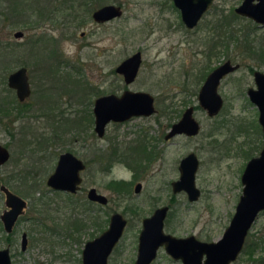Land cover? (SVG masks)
Returning <instances> with one entry per match:
<instances>
[{"label":"rangeland","instance_id":"1","mask_svg":"<svg viewBox=\"0 0 264 264\" xmlns=\"http://www.w3.org/2000/svg\"><path fill=\"white\" fill-rule=\"evenodd\" d=\"M26 1L0 0V72L2 71L0 74L6 77L0 78V96L16 97L15 91L7 86V76L21 66L26 67V64L34 72L36 83L34 90L37 91L31 95L26 112L20 119L13 123L10 121L7 129L0 123V143L7 146L10 152L9 161L0 166V185L6 180V186L28 203L24 216L16 224L9 239L0 228V249L10 248L12 264H81L80 251L85 242L100 234L108 226L105 219L115 211L124 215L128 225L117 252L113 253L109 264H130L134 258L133 241L139 230V218L151 211L150 202L156 193L161 194L162 203H167L171 190H168L167 196H164L165 190H157L168 178L171 179L177 174L167 175L168 178L163 175L156 176L149 182L150 185L144 183L138 195L133 192L132 185V192L127 198L114 199L104 208L90 205L86 198V190L91 185L101 193L111 195L105 185L108 175L100 172L96 163L91 164L84 172L83 191L73 198L65 193L50 190L46 184L44 185L56 160V155L53 158L46 153L47 147L43 146L46 140L51 142L48 147L55 153L56 150L70 148L71 145L65 144L70 143L64 140H70L71 136L82 137V139L78 138V143L72 145V149L80 158L90 162L91 155L88 154L86 144L91 137L89 122L85 120V109L93 97L88 98L89 100L88 96L83 99L80 95L82 92L80 87L87 90L88 83L99 84V92L95 97L108 92L121 93L124 87L123 81L116 75L108 76L106 72L139 48L142 49L143 67L136 82L129 87L149 90L159 97H166L159 105L164 110L171 106L178 112L177 110H182L188 103H196V96L190 95L189 90L191 92L198 90L202 83L199 73L205 66H213L227 58L243 66L240 71L221 83L219 91L224 97V106L218 116L210 119L205 112L197 111V119L202 125L199 137L190 140L177 139L167 155L172 165L173 159L182 156L185 152L197 151L201 163L196 174V184L201 190V197L196 202H188L186 196L176 195L172 204L173 216L166 225V231L181 236L192 233L207 241L219 239L229 224L241 194V174L244 165L249 158L258 155L262 146L258 109L250 102L246 90L247 86H254L248 66L254 70L264 71V26L259 27L249 19L238 18L233 26L238 30L237 38L227 40V30L225 31L226 28L224 29L222 24V28L218 30L222 29L224 42L219 57L207 63L201 52L205 49L202 39L206 37L204 25L211 20L212 13L201 20L197 29L188 34L189 41L183 43L181 42L184 37L183 30L171 32L164 38L161 37L164 33L156 30L154 35H149L147 38V31L139 28L141 21L137 18L138 15L145 14V10L141 11L140 6L132 5L135 0H127L131 4L126 9L125 17L120 20L99 26L92 23L91 18L84 13L78 15L72 25V21L69 22L70 18L65 24V13H62L56 16L59 23L63 22L57 28L48 21L40 24L38 11L31 13L34 23L30 28L26 23ZM240 2L241 0H217L212 9L215 11L216 8H222L227 12ZM81 19H84L83 23L79 24ZM18 30L23 32L21 37L14 36V32ZM82 32L86 34L84 37L81 36ZM42 33L56 38L62 37L57 48L65 60L60 69L63 77L59 75L58 68H52V64L46 59L44 61L48 70L46 74L49 75L51 71V78L44 74L38 76L37 61L28 58V40ZM244 34L247 35L245 39ZM30 46L39 59L46 57L40 44ZM72 65L79 67L77 70L75 67L71 69ZM65 72H73L74 80L68 90L62 92L66 85L57 80L60 78L64 82L67 81ZM39 86L54 88L57 91L43 90L40 94ZM19 102H26V99ZM67 116L78 117L76 125L60 124L63 117ZM157 120L162 126L160 130H164L169 119L157 114L148 118H135L125 126L117 127L118 134L124 135L125 132L140 130L143 127L155 129ZM255 123L259 126L258 130ZM218 124L221 126L215 132L218 145H209V132ZM60 139L63 142L58 143L57 140ZM94 141L102 146L107 144L106 141L96 138ZM201 145L205 146V149H202ZM113 173L118 178L130 176L122 165H118ZM34 202L40 203L39 207L45 208L44 217L49 216L47 219L50 224L52 219L65 224V221L77 218L81 224H84L82 232L68 237L64 234L65 230L59 229L62 231L59 233L45 231L42 223L30 219ZM5 208V195L0 190V214ZM135 208L138 213L140 212L139 215ZM34 215L36 216V212ZM262 230H264V212L259 215L250 233L258 236ZM22 232L27 233L29 240L28 247L24 251L20 247ZM73 238H78L79 241L75 242ZM255 257L256 254L249 256L241 253L233 264H254ZM157 264L171 263L162 256Z\"/></svg>","mask_w":264,"mask_h":264},{"label":"flooded vegetation","instance_id":"2","mask_svg":"<svg viewBox=\"0 0 264 264\" xmlns=\"http://www.w3.org/2000/svg\"><path fill=\"white\" fill-rule=\"evenodd\" d=\"M216 1L217 0H212V2L208 5V7L201 14L197 23L192 28L188 27L186 25V23L184 22V20L182 18L181 10L176 5L175 0H135L134 2H132L133 3L132 5L140 6L141 11L145 10V14H143L141 16L138 15L137 18L141 21L139 23L140 24L139 28L141 30L147 31V38L149 35H151V36L154 35L156 30L164 33L161 36L162 38H164L165 36L166 37L169 36V34H171V32H174V31L179 32L180 30H183V34H184L183 36L184 37H182L183 40L181 41L183 43L185 41L186 42L189 41L188 34L193 32L195 29H197V26L199 25L201 20L204 17H206L207 15L212 13L211 14V17H212L211 20L207 21L204 25L206 37L202 39V41H203L202 45L205 46V49L201 50V52H203L204 58L206 59V62L211 63L213 59H217L219 57V52L221 51V47H222V44L224 42L222 29L220 31L218 30V29L222 28V24H223L222 21H223L224 16H228V18H229L232 16V15H230L232 13L234 15H237L238 18L249 19L254 24H256V26H259V27L264 26V23L256 22L253 19L248 18L246 16H242L235 11L236 7L239 6L243 0H241V2L236 7L230 8L227 12H225V10H223L222 8H220V9L216 8L215 11H213L212 8L214 7ZM257 2H258V0H253V3H257ZM129 4H131V2H129L127 0H27L26 1V23L29 25L30 28H32L31 25H32V23H34V21L31 18V15H32L31 13L38 11L39 15H40L39 16L40 24L42 22L48 21L51 23V24L50 23L49 24L52 25L54 28L59 27L63 23V22L59 23V20L56 17L57 14H62V13H65V16H64L65 17L64 18L65 24L67 23L66 20H68L70 18L71 20L69 22L72 21V25H73V23L76 21L75 19L78 18L77 17L78 15L86 13L87 16H89L91 18L92 23L101 26V25H105L107 23H110L114 20H120L123 17H125V12H126V9H127ZM107 6H114V7L118 8V14H116L112 17H108V18L102 17V19H99L100 17H96V13H98L101 9H103ZM175 15H176V20H175ZM238 18H235L234 21L237 20ZM53 19H54V21H53ZM230 19L233 20L232 18H230ZM83 20L81 19L79 24H82ZM231 25L234 26L233 21L231 22ZM85 35H86L85 32L81 33V36L84 37ZM61 38L52 37L46 33H42V35L28 40V43H27V50H28V55H29L28 58H29V60L35 59L34 61L35 62L37 61L36 62V64H37L36 65L37 66L36 73L38 74V76H40V74H42V75L44 74L46 77L48 76L51 78V75H50L51 71L49 72V75L46 74L48 72V70L45 66L46 64L44 63L45 59L47 60V62L52 64V68H56V67L58 68V72H59L60 76H62V77L64 76L61 73L62 71L60 69L63 66L65 60L62 58V54L57 48L58 43H59V39H61ZM178 42L179 41H177V43ZM31 44H33V46L40 44L46 57L39 59L38 55H36V53L34 52V49L31 48V46H30ZM87 45H89V44H87ZM137 52L140 54L139 55L140 63H139L136 75L134 76V78L130 82H126L125 75L123 73L117 72L116 69L121 65V63H123L124 61L129 59L131 56H133ZM30 57H31V59H30ZM226 62H229L230 65H232V66H237V68L233 71H230V72L224 74L221 77V79L219 80L216 92L221 96V98L223 100V104H222V107L220 108V110L217 114L210 116L208 114V112L206 111V109H204L200 105L199 93H200V90H201L202 86L204 85L206 79L208 78V76L217 67H219L220 65H222ZM143 63H144V61H143V56H142V49L139 48L135 52L131 53L130 55H128V56L124 57L122 60H120V62L115 67L108 69V71L106 72L108 76H110L111 74L116 75L117 78H120L124 83V87L121 89V93H119V94H116L114 92H108V93H104L100 96L98 95L97 97H95L99 92V88H100L98 86L99 84L96 85V84L88 83L87 84V88H88L87 90L80 87V91H82L81 92L82 94L80 93V95L82 96L83 99H85V97H87V96H88L87 99L88 98L90 99V97H93V100H90V102H88L89 104L86 105V109H85V112H86L85 120L86 121L88 120L87 122H89V125H88V128H90L89 136L91 137V140H89L86 144V147L88 149V154L91 155L90 162H87V161L83 160L82 158H80L79 154L72 149V145L74 143H78V141H79L78 138L82 139V137L71 136L70 140H67V141L64 140L65 142L70 143V144L65 143L66 145H71L70 148L66 147V148H63L62 150H56L55 153L51 149H49V147H48L51 145L50 144L51 142L49 140H46V142L43 145L45 148L47 147V151L46 150L45 151L49 156L50 155L53 156V158H54V155H56V160L54 162L53 170L48 174L44 185L46 184V186L50 190L65 193L67 196H70L73 198V196H76L78 193L83 191L84 172L88 169V167L91 164L96 163L99 166V171L103 172L105 175H108V181L105 185H106V189H108L110 191L111 195L107 196V195L101 193L95 186L91 185L86 190V198H87L88 202L90 203V205L104 208L110 203V201H114V199L121 200L123 198L124 199L127 198L130 195V193L132 192L131 191L132 185H133V192L136 195H138L141 192V190L143 189L144 183L150 185L149 182L151 180H153V178H155L156 176L161 177L163 175V177L168 178L169 176H167V175L177 174L175 177H172L171 179L168 178L166 180V182L164 183V185L162 187H159L157 190V191H159L160 189L165 190L166 195H164V196H167L168 190H171L167 203H162L161 202V200H162L161 194L159 195L156 193L154 195V197L151 199L152 202H150L151 203V211H148L147 213L143 214L139 218L140 219L139 230L136 232L135 240L133 241L134 248H135L134 249L135 250L134 251V258L132 259L130 264L136 263L138 256L140 254V249L142 251V256L150 255L154 250V252L152 253V257L149 259L148 264H157L158 259L162 256L165 259H167L168 261H170L171 264H173V263L185 264L182 257L181 256L178 257L177 255H180V254L185 255L186 253L189 254V251L191 248L190 245L194 244L189 240L190 238H193L194 240H196L198 242H203V243L215 242L218 239L207 241V240L201 239L200 237H198L192 233L181 236V235L175 234L174 232L172 233V232L166 231V225L168 224V222L171 221V218L173 216V212H172V206L173 205L172 204L175 200L174 197L176 195L181 194L183 196H186V200L188 202H196L201 197V190L196 184V174L198 172V169H199L200 163H201V160L199 159V155L197 154V151L192 150V151L185 152L182 156H178L176 159H173L172 165H170V160H169V157H167V155H168V152L172 149V146L176 143L177 139L190 140V139H194V138L199 137V135L202 131V125H201V122L197 119V116H196L197 111L201 110V111L205 112L207 117L210 119H213V118L218 116V114L221 112V110L224 106V97L221 95V93L219 91V87L221 86V83L225 79H228L229 76H232L236 72L240 71L243 66L240 63L234 62L229 58L225 59L224 61L222 60V61L218 62V64L216 63L213 66H205L203 68V70H201L199 73V76H200L199 78H200V80H202V83L200 84L198 90L196 92H195V90L192 92H191V90H189L190 95L196 96V103L195 104H193L192 102L188 103L182 110H177L178 112H176V110H173L171 108V106L166 107L165 110L163 108L159 107L160 102L162 103V100L166 99V97H162V96L159 97L149 90H143L140 88L131 89V87H129L130 85L134 84L136 82V80L138 79L140 71L143 67ZM76 66L72 65L70 67H71V69L72 68L74 69V67H75L77 70V68L79 66L78 65H76ZM248 67H249L248 72L253 77L254 86L253 87L247 86V90H246L247 96H248V91L250 89H252V90L258 89V85L256 84V81H255V73L256 72L264 73V71L254 70L252 67H250V66H248ZM33 73L34 72H32L31 67H29L26 64V76H27L28 87H29V93L26 96L27 107H28L29 99H30L31 95H33L37 92L36 90H34V85L36 83L34 80ZM65 73H66L65 75L67 76V81L64 82V81L60 80V78H58V80H57L59 82H63L62 84L66 85L65 88L63 90H61L62 92L67 91L69 86H70V83H73L72 80H74L73 76H72L73 72L72 73L71 72H65ZM70 78H71V81H70ZM54 80H56V78H54ZM105 80L106 79H104V81ZM62 87H64V86H62ZM52 89H54V88L39 86L38 92L41 94V91H43V90L44 91H50ZM53 91H57V90L54 89ZM77 91H79V90H77ZM126 91L143 92V93L149 94L152 97V106L154 108V111L148 115H132L129 118L124 119L122 121L109 120L104 125L103 133H102V135H100L98 133V131L96 130V117H95V112H94L96 100L102 96H107V95H111V94L116 95V96H121ZM52 94H54V93H52ZM81 96H78V97H81ZM56 97H57V95H56ZM248 98H249V96H248ZM188 108H192V117L195 119V121L198 123V126H199L198 132L194 135H188L184 132H180V133L179 132H175V133L173 132V134H170L171 131L173 130V126L181 120L185 111ZM77 113H78V111L76 112V114ZM157 114H159L160 116H166L169 119L168 125L164 130H160L162 128V126L159 123V121L157 120L156 121L157 127H155V129L152 127L141 128V126H140V128H141L140 130L135 129L132 132H125L124 131L125 132L124 135L118 134L119 130L117 129V127H123L128 122L132 121L135 118H143V117L148 118V117L156 116ZM62 115H63V113H62ZM175 116H177V117H175ZM60 119H62V118H60ZM77 121H78V117L69 118L67 116L66 118L63 117V120H61L60 124L64 123L65 125L71 126V125H76L75 123ZM67 122H69V123L67 124ZM220 127L221 126L219 124L216 125L215 127H212V130H211V132H209V135H208L210 137L209 145H212V144L216 145V146L218 145V141L215 140L216 139L215 132L217 129H220ZM126 128L129 129V127H126ZM138 128H139V126H138ZM110 133H113V134L110 135ZM141 133H143V134H141ZM94 138L99 139L101 141H106L107 144L102 146V144L96 143L94 141ZM57 141H58V143L63 142V140L61 141V139L57 140ZM201 146H203V145H201ZM262 146H263V136H262ZM262 146H261V149H262ZM5 147H7V146H5ZM82 147L84 148L85 145L83 144ZM202 149H205V146H203ZM260 150H259V152H260ZM191 153H193L198 160V167H197V170L195 172L194 182H195V186L200 191L198 198L196 200H193V201L189 200L188 194L184 189L174 190V183L179 181L180 176H181V172H180L181 161H182V159H184L186 156H188ZM9 154H10V152H9ZM64 154H70V156L72 158H75V159L81 161V164L83 165L82 169L77 170L78 175L80 177V183L78 184V189L75 192L53 189L52 187H50L47 184L49 176L55 171L56 167L59 165V162L61 160V156ZM252 157H254V156H252ZM9 159H10V156H9ZM9 159H8V161H9ZM246 163H245V165H246ZM63 165L66 169H70L71 171L75 167L76 168L78 167L77 164H73L69 160H65ZM118 165H122L124 167V169L129 173L130 176L128 178H118L114 175L113 171ZM245 165H244V168H245ZM0 166H2V165H0ZM166 166H167V169H165ZM244 168H243V170H244ZM243 170H242V172H243ZM5 183H7L6 180H4V182H2V184L0 185L1 191H2V189H1L2 186L6 187L10 190V188L8 186H6ZM91 190H94V193L91 194L92 196H94V197L96 195L101 196V197H103V199L105 201L102 202V201L90 198L89 194H90ZM27 204L28 203L26 201V207L24 209V212L18 216V219L16 220L11 232L5 231L3 222L1 221V218H0V228H2L3 231L6 233L7 239H9L11 237V235L15 229L16 224L24 216L25 210L28 207ZM75 204H76V202H75ZM5 207L6 208L2 211V213L5 210H8V207L6 205H5ZM162 208L165 209L164 210V217L162 219L163 236L162 237L158 236L159 235L158 233L155 236L154 231H149L148 235H149V237L152 236V238L150 240L144 239V237H143V232H144V228H145L144 227V220L153 217L155 212L159 209H162ZM136 211H137V209H136ZM114 213L121 214L123 216V218L126 220V224H125V227L122 231L121 236L119 237L118 241L116 242V244L112 248L111 252L109 253V255L107 257L106 264H109V261L111 259V256L113 255V253H115V251L117 252V247L119 246V242L123 239L124 234H125V229L128 225V220L124 217V215L122 213L115 211V212H112L111 215ZM139 213L137 211V215H139ZM1 214H0V216H1ZM111 215L105 219V221L108 222V226H109V221H110ZM26 218H28V217L26 216ZM30 219L32 220L31 217H30ZM74 219H77V218H74ZM55 222H57V221H55ZM65 222H68V221H65ZM57 223H58V229L63 230V226L65 224H62L59 222H57ZM80 225H81V229L79 232H82L84 224L80 223ZM108 226L104 230H102V232L105 231L108 228ZM60 232H62V231H60ZM223 233H224V231H223ZM223 233H222V235H223ZM23 234H26V240H27L24 249L22 248V235ZM100 234L93 237L92 239L87 240L86 242L94 240ZM167 236H168V238L170 237L173 240L168 241V240L164 239ZM28 242H29V240H28L27 233L22 232L21 242H20V247H21L22 251L27 249ZM75 242H78V241H75ZM86 242H85V244H86ZM85 244H84V246H85ZM245 244H246V242H245ZM148 245L150 247H148ZM84 246H83V248H84ZM6 248H8V250H9L11 264H12V254H11L10 248L9 247H6ZM83 248L80 251L81 252V262H82ZM2 249H5V248H2ZM196 253H198V255H199V252H196ZM241 253H243V250ZM241 253H240V255H241ZM240 255L237 257L236 260L232 261L229 264H233L235 261H237L238 258L240 257ZM198 258H199V262L203 263L206 259V255L203 254ZM188 260H189V257H188Z\"/></svg>","mask_w":264,"mask_h":264},{"label":"water","instance_id":"3","mask_svg":"<svg viewBox=\"0 0 264 264\" xmlns=\"http://www.w3.org/2000/svg\"><path fill=\"white\" fill-rule=\"evenodd\" d=\"M211 2L212 0H175L176 5L181 10L184 22L191 28L197 23L201 14ZM235 11L256 22L264 23V0H258L257 3H253V0H243L236 7ZM116 14H118V8L107 6L96 13V17L102 19V17L108 18ZM22 35V31L18 30L14 32L15 37H21ZM139 55L138 52L135 53L116 69L117 72L125 75L126 82H130L136 75L140 63ZM236 68L237 66H232L229 62L220 65L208 76L202 86L199 93L200 105L206 109L210 116L217 114L223 104L221 96L216 92L219 80L224 74ZM255 81L258 89H250L248 96L258 109V123L261 126L263 136L262 149L257 156L250 158L245 165L241 175L242 191L222 237L210 243L198 242L190 238L189 240L194 244L190 245L189 254L177 255L178 257H182L185 264H229L236 260L244 248L246 238L253 224L259 215L264 212V73L256 72ZM7 86L15 91L19 101L25 100L29 93L26 67L21 66L9 73L7 76ZM153 111L152 97L147 93L126 91L121 96L113 94L102 96L95 102L96 130L102 135L104 125L109 120L122 121L132 115H148ZM198 129V123L192 117V108H188L181 120L173 126L170 134H173V132H184L188 135H194L198 132ZM9 156L8 148L0 143V165L6 163ZM65 160L77 164L78 167H75L72 171L66 169L63 165ZM197 167L198 160L196 156L193 153L186 156L181 161L180 180L174 183V190L184 189L191 201L196 200L200 194L194 182ZM82 168L81 161L72 158L70 154H64L61 156V160L55 171L49 176L47 184L53 189L75 192L80 183L77 170ZM1 189L5 194V205L8 207V210H5L0 218L5 231L11 232L18 216L24 212L26 200L4 186ZM93 193L94 190H91L89 194L90 198L102 202L105 201L101 196H92L91 194ZM164 210V208L159 209L153 217L144 220V239L150 240L152 238V236L149 237L148 235L149 231H154L155 236L157 233L159 234L158 236H163L162 219L164 217ZM125 224L126 220L121 214H112L108 228L94 240L86 242L82 251L81 264H106L107 257L121 236ZM164 239L168 241L173 240L170 237L168 238V236ZM26 242V234H23V249ZM148 247L150 246L148 245ZM196 252H199V255ZM152 253L142 256L140 249V254L135 264H148ZM203 254L206 255V259L201 263L198 257ZM0 264H11L8 248L0 249Z\"/></svg>","mask_w":264,"mask_h":264},{"label":"trees","instance_id":"4","mask_svg":"<svg viewBox=\"0 0 264 264\" xmlns=\"http://www.w3.org/2000/svg\"><path fill=\"white\" fill-rule=\"evenodd\" d=\"M232 15L231 17L228 18V16H224L223 18V25L224 29L226 31V39L227 40H234L237 38V31L235 30L234 27L231 25V22H234L235 18H238L237 15L230 14ZM229 15V16H230ZM232 18L233 20H231ZM233 27V28H232ZM244 39L247 38V35H243ZM249 49H252L249 47ZM253 50V49H252ZM2 72V71H1ZM0 72V73H1ZM2 75L0 74V78H6V77H1ZM9 90V89H8ZM13 92L12 90H9ZM26 102H19L18 99L13 95H7V96H0V123L5 126L7 129L8 124L10 121L13 123V121L20 119L21 116L26 112ZM14 111V113H13ZM255 125H257L255 123ZM259 129V126L257 125V130ZM38 202H34L32 204V213L31 218L33 222H38L43 224V229L45 231H49L52 233H59L60 230L58 229V223L55 222L52 219V223L50 224L48 219L44 217V213L46 212L44 207H39ZM37 206L39 208H37ZM48 215V214H47ZM81 229V225L78 221V219H72L71 221L65 222V225L63 226L64 234H66L68 237H73L74 233L79 232ZM74 239V238H73ZM75 241H79L78 238L74 239ZM243 253L249 256H253L256 254V257L254 258V264H264V230L259 233L258 236H255L254 234L250 233L248 234V237L246 239V244L243 249Z\"/></svg>","mask_w":264,"mask_h":264}]
</instances>
